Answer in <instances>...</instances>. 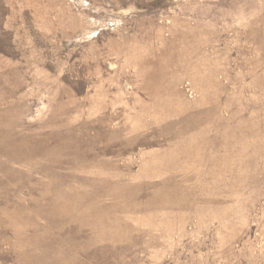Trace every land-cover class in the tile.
Listing matches in <instances>:
<instances>
[{"label":"rangeland","instance_id":"rangeland-1","mask_svg":"<svg viewBox=\"0 0 264 264\" xmlns=\"http://www.w3.org/2000/svg\"><path fill=\"white\" fill-rule=\"evenodd\" d=\"M0 264H264V0H0Z\"/></svg>","mask_w":264,"mask_h":264}]
</instances>
